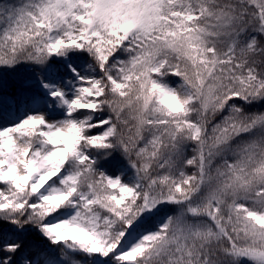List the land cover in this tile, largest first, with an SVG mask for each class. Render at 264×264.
I'll return each instance as SVG.
<instances>
[{
    "label": "snow or ice",
    "instance_id": "6c2138e0",
    "mask_svg": "<svg viewBox=\"0 0 264 264\" xmlns=\"http://www.w3.org/2000/svg\"><path fill=\"white\" fill-rule=\"evenodd\" d=\"M0 264H264V0H0Z\"/></svg>",
    "mask_w": 264,
    "mask_h": 264
}]
</instances>
